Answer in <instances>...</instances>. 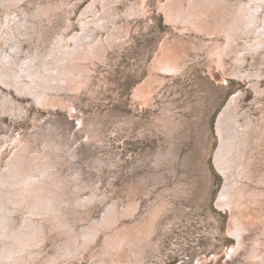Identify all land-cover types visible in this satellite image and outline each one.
I'll list each match as a JSON object with an SVG mask.
<instances>
[{
	"label": "rangeland",
	"instance_id": "rangeland-1",
	"mask_svg": "<svg viewBox=\"0 0 264 264\" xmlns=\"http://www.w3.org/2000/svg\"><path fill=\"white\" fill-rule=\"evenodd\" d=\"M92 1L0 4V30L9 13L21 30L11 42L17 55L8 49L18 72L8 74L20 79L34 56L42 67L60 39L75 46ZM192 1L113 0L111 10L98 1L94 13L113 20L92 30L93 44L103 39L101 52L84 49L72 59L70 81L38 95L7 85L0 62V174L15 161L24 183L37 176L55 191L53 212L8 200L0 210L8 218L0 235L27 233L28 216L39 222L33 254L22 262L264 264V45L246 49L258 32L238 26L244 0L197 1L201 25L169 17ZM232 30L236 51L218 55ZM234 66L253 75L240 77ZM234 94L246 143L227 178L217 165L224 149L218 123ZM227 191L231 205L223 206ZM72 240L83 246L66 255Z\"/></svg>",
	"mask_w": 264,
	"mask_h": 264
},
{
	"label": "bare ground",
	"instance_id": "bare-ground-1",
	"mask_svg": "<svg viewBox=\"0 0 264 264\" xmlns=\"http://www.w3.org/2000/svg\"><path fill=\"white\" fill-rule=\"evenodd\" d=\"M98 1H100L101 3L103 2L104 7L108 8V10L110 8L112 9L114 5L112 4L113 0H93L91 5H89L84 12L85 18L83 19L81 18L83 31L80 33L76 32V35L74 36V38H72L74 39L75 46L72 47L71 44L66 43L67 42L66 40L60 39L59 42H57L58 45H55L51 49V53H50L51 57L41 60L43 63L42 67H40L38 60H37L38 57L36 56L30 57L26 62H24V64L21 67L22 77H20V79L16 77H14L15 79H13V75L8 74V73H11V71L15 73L18 72L17 67L15 68L13 65V64H16V62L11 59L13 55L8 51V49L12 50V52L15 53V55H17L19 46L13 45V43L11 42L15 38L16 33H21V30L19 29V27H17L18 28L17 32H16V29L14 28L15 27L14 24L17 23L19 16L9 13L5 19L6 24L5 22L2 21L3 23L1 26V30H0V62L4 65V71L2 72H4L3 75L5 77L3 78V80H5V83L9 86L10 85L15 86L22 93L38 95L39 94L38 89L54 88L55 87L54 85H57L58 81H61L64 83L69 82L70 78H72L71 75L74 73L73 71L74 68L71 66L73 62L72 59L74 57L78 56L79 53L83 52L84 49L88 50L89 47H90L89 50L91 51L95 50V52H99V53L102 50L101 43H103L102 41L103 39L101 38L98 44H93L95 42L93 41V39H91L92 30L93 32L96 31V29L94 28L95 27L94 25L96 24V25H99L101 28H103V26L107 25L108 22L111 21L113 23V20L107 17V16H110L109 13L106 12L105 13L106 15L104 16L101 13H94V11L97 9L95 4ZM197 1H200V0H193L192 1L193 4L190 5L188 8L184 9L185 11L183 10L184 12L182 13V15L180 14L178 10H176L177 7L176 8L174 7L175 10L178 12L175 11L176 12L175 13L173 10L171 11L169 10L170 11L168 12L169 17H171L172 19L174 18L173 20L175 21L177 20V22L179 19L186 17L188 22L194 23L196 25L197 24L201 25L202 21L204 20L201 19L200 17L202 16V13L197 15L198 13L197 11L200 7L199 5L196 6L195 3ZM210 1H211V4L215 5V2L219 0H210ZM207 2L209 3V0H207ZM0 4L4 5V4H9V3H7V0H1ZM241 4H242L241 14L243 17L241 19L240 25L238 26L240 27L247 26L249 27V30L253 31V33L258 32L256 38L255 39L253 38L252 40L253 43L246 49L248 50L252 48L254 50L260 49L261 46L264 45V36H262L264 35V19H263L264 0H244L241 2ZM173 5L175 6V4ZM167 7L168 6H166V10L170 9L171 5L170 7L168 8ZM261 10H262V14H260ZM93 13L94 15L91 16L90 14H93ZM85 21H88V22H85ZM244 33L245 31L242 30L241 34H244ZM227 35L226 36L229 37L228 39L229 41L226 43L227 47H225L227 51H225L224 49L222 51L220 50L221 52L218 55L220 54L222 55L223 52L224 53L228 52L230 48L232 49V51H229L230 53H233L234 51H236L235 48L233 47V43L234 42L237 43L239 41V38L236 37L237 35H239L238 31L232 30L228 32ZM230 36H233V37L235 36V38L233 37L230 38ZM107 40H110L109 36L107 37ZM65 51L67 53H65ZM246 51L241 52L242 53L241 55L239 53V56H237L236 58L238 60V63H241V65H242V62H244L246 59V56H247ZM234 72L238 76L243 77V78L244 77L250 78L253 75V73L248 72L247 69H242L240 67H235V66H234ZM236 74H233V75H236ZM139 89L140 88H138L137 90ZM238 96L239 94H234L232 101L229 103L228 112L222 114V116L220 117L219 123H218V126H219L218 130L221 135V139H222L221 143L224 149H223V153L217 156V165L220 171L227 178L235 174L233 170L239 165L238 162H235V160L237 159V156L235 155L236 154L238 155L241 153V144L246 143L245 141H243L244 137H246V131H245L244 125L241 124L239 120L240 113L236 112V108L234 105L236 103V99ZM37 100L39 101V99ZM18 164L19 163H16L15 161L10 162L9 165H10L11 171L6 167L5 169L6 172L0 174V210L6 206V203H5L6 200L10 201L11 203H16L19 206L28 205L29 208L32 210L39 209L41 207H44V209L43 208L41 209L43 210L47 209L49 212L51 211L53 212L52 209L56 210L55 207H53L54 205L53 206L51 205L52 202L51 203L48 202L50 196L55 195V191L53 190L54 184L51 185L50 181H47L46 183H41V181L38 178H36L37 176L35 178L29 179L28 183H24V181L21 180L22 179L21 178L22 174L20 173L21 165L19 166ZM39 167H41V165ZM25 175H28V174L25 173ZM28 176L30 177V175ZM17 179L21 181H17ZM34 179L36 181L32 182V180ZM232 181L233 183L229 181L228 184L229 185L235 184L234 183L235 180H232ZM11 186L14 189H11L10 188ZM230 186L234 187L233 185H230ZM231 189L232 188H230V190ZM230 196L231 194L229 191L222 193V198H221L222 200H220V203L223 204V206L224 205L230 206L231 205ZM33 214L35 216L36 214L45 216L44 214L36 213V212ZM46 214L48 215V212H46ZM5 217L6 215L4 213L0 214V223ZM50 217L52 219H55V221L57 222L60 221L59 226L67 225V224L66 225L63 224L64 221L61 220L62 218H60L59 215L54 214V215H51ZM5 219H8V218L6 217ZM23 225L25 226L24 230H28V231L27 233L24 232L22 236L16 235L18 231H15V230L8 231L0 235L2 238L6 240V241H3L2 245H0V264H26L27 262L25 261L22 262L19 258L26 257L28 253L33 254L32 247L36 246L38 242V237H36V234L38 233L37 231H38V228L40 227L39 222L34 221L32 218L28 216L27 221ZM9 226H11V224L8 223V227ZM8 230H10V228ZM234 233L237 235L238 231L237 232L235 231ZM25 241L28 245L26 244V246L21 247L19 242L23 244L25 243ZM82 246L83 245L81 243L80 244L77 243V240H72V246L67 245L65 247L66 251L64 252V254L66 255L67 253L71 254V252H74L79 247L82 248ZM35 253L37 252L35 251Z\"/></svg>",
	"mask_w": 264,
	"mask_h": 264
}]
</instances>
